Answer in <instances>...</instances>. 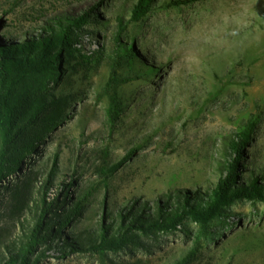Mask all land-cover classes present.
<instances>
[{
    "label": "rangeland",
    "instance_id": "1",
    "mask_svg": "<svg viewBox=\"0 0 264 264\" xmlns=\"http://www.w3.org/2000/svg\"><path fill=\"white\" fill-rule=\"evenodd\" d=\"M134 2L0 0V42L8 44L41 34L37 27L57 15L89 11L92 18L80 29L81 52L65 51L55 77L33 76L17 88L27 103L49 106L18 131L12 159L19 163L0 184V256L34 226L44 183H51L47 202L61 199L58 211L82 202L62 238L113 221L118 208L135 200L153 203L176 190L216 184L229 137L251 117L257 128L242 162L264 167V0H200L131 24L123 42L134 46L136 57L134 66L117 69L122 112L110 132L103 93L109 61L82 55L111 52L116 16L127 19ZM31 139L34 150L19 154ZM133 148L137 154L106 179L103 168ZM32 170L46 173L24 197L17 186ZM242 173L248 176L247 169ZM70 179L76 185L60 193ZM177 263L264 264V203L241 200L208 224L188 219L175 231L139 234L119 252L51 256L40 264Z\"/></svg>",
    "mask_w": 264,
    "mask_h": 264
},
{
    "label": "trees",
    "instance_id": "2",
    "mask_svg": "<svg viewBox=\"0 0 264 264\" xmlns=\"http://www.w3.org/2000/svg\"><path fill=\"white\" fill-rule=\"evenodd\" d=\"M197 1L200 0H135L127 19L121 15L116 16L117 29L111 52L106 54L104 49H100L86 50L83 53L82 56L88 61L94 57L95 60L105 57L109 61L110 73L103 93L107 97L105 117L110 132L115 129L122 112V101L116 90L117 84L122 80L118 78L117 69L123 64L134 66L136 57L134 46L130 44L127 47L128 43L123 42V35L131 24L141 21L156 10L178 8ZM91 19L89 11L80 15L64 13L37 27L42 33L27 41L10 44L0 42V184L9 173L15 172L19 163V159H12L17 154L18 147H15V142L18 131L28 127L29 123L36 122L40 112L49 106L43 105V101H38L35 105L29 101L30 108L24 107L28 103L17 94V88L24 80L33 76L55 77L65 51L74 49L81 52L77 48L81 40L80 29L88 25ZM149 70L156 69L150 67ZM257 122L256 118H249L229 137L220 166L221 175L216 184L205 191L199 188L194 191L176 190L158 197L153 203L135 200L123 208H118L113 221L106 223L103 219L100 227L93 231L71 232L70 235L60 238L63 229L80 216L82 202L71 203L68 209L60 212L55 209L61 200L58 196L47 202L51 183L42 184L39 192H45L41 197L43 207L34 226L26 230L25 237L15 249L5 247L8 255L0 256V264H40L51 256L63 259L74 253L119 252L139 234L175 231L188 219L205 225L225 208L241 200L264 203V167H248L247 163L242 162L247 157L248 149L252 147ZM138 149H130L120 160L103 168L106 179L131 160ZM18 150L19 154L32 152L34 142L32 139L25 142ZM246 169L248 176L242 177V172ZM44 172L45 170L43 173L32 170L25 175L18 183L17 187L22 189L19 193L24 197L30 195L41 174L46 173ZM75 185L76 181L70 179L66 185L60 187L59 192L64 191L65 187ZM24 200L27 204V199ZM59 238L60 240H55Z\"/></svg>",
    "mask_w": 264,
    "mask_h": 264
}]
</instances>
